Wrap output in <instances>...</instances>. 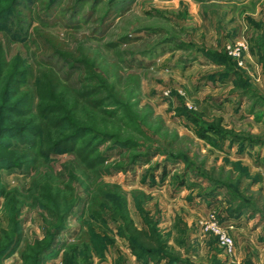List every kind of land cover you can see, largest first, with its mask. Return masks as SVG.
I'll use <instances>...</instances> for the list:
<instances>
[{
  "label": "rangeland",
  "instance_id": "374dc122",
  "mask_svg": "<svg viewBox=\"0 0 264 264\" xmlns=\"http://www.w3.org/2000/svg\"><path fill=\"white\" fill-rule=\"evenodd\" d=\"M8 5V25L0 31V91L15 76L12 92L29 96L20 100V114L39 132L44 114L52 133H67L69 123L91 110L76 98L86 93L107 102L84 124L138 147L126 151L85 137L43 155L50 147L43 132L23 134L25 145L3 138L26 159L22 168L0 170L4 191L23 198L19 242L3 264H34L21 255L32 257L46 244L66 207L65 230L54 237L57 253L42 264H146L118 236L119 223L92 219L99 204L104 216L123 204L138 228L154 226L168 254L185 264H264V76L258 55L249 51L252 40L264 53V0ZM195 102L238 141L197 138L194 125L175 113L194 110ZM117 111L114 119L106 115ZM104 119L109 131L99 123ZM168 155L178 158L167 161ZM97 157L102 164H94ZM39 187H50L53 208L35 199L32 189ZM5 201L0 198V239L10 230ZM215 228L232 240L230 253Z\"/></svg>",
  "mask_w": 264,
  "mask_h": 264
},
{
  "label": "trees",
  "instance_id": "16d2710c",
  "mask_svg": "<svg viewBox=\"0 0 264 264\" xmlns=\"http://www.w3.org/2000/svg\"><path fill=\"white\" fill-rule=\"evenodd\" d=\"M18 0H0V31L6 30L8 25L7 17L11 11L10 5L6 7L8 3L11 4L17 3ZM120 0H109V3H117ZM258 52H255V50ZM257 44H255L252 40H249V51L252 55H258L259 57V65L262 67V72L264 76V53L259 51ZM14 71L12 72V74ZM22 74L20 73L19 76ZM18 76V77H19ZM15 76H11L5 80V87L0 91V170H12L19 169L25 166L26 159L24 158V154L21 152L22 150L18 149L14 144L9 142H4L2 139L7 137L9 139H17L19 142L17 144H24L22 142L23 134L29 135H41L42 132L44 135H47L48 138L43 145H49L50 147L43 153V155H48L53 151H58L66 148H70V144L78 138L90 137L89 144L94 143H110L113 142V146L120 147L121 149H126V151L134 150L138 146L134 144L132 141H121L116 140L117 138L113 134H109L107 132L102 133V131L95 130L90 126H87V122L96 119V116L100 115V110L105 108V102L107 100H89L87 96L89 94H82L80 97H76L82 101H86L85 103L91 109L86 113V111L82 114V119L75 120L73 123H69L68 118L61 119V121L69 123L68 132L64 133L60 132H51L50 126L52 127V123L46 118V116L42 117V122L40 125L41 131L35 125V121L30 118L27 119L26 115L20 114L18 107H20V100L22 98L26 99L29 96L21 95L17 97V94L12 92V87L16 84ZM58 81V80H57ZM103 88H100L99 92H101ZM91 95H95L91 93ZM48 97V96H46ZM58 102H65V96L63 94L58 96ZM195 109L191 111H187L184 107H179L175 109V113L179 117H184L188 122L194 125V133L197 138L204 140L206 142H211V139H219L225 140L230 139L232 141H238L236 138L228 136L226 131L220 126V122L217 119H210L211 115L207 112L203 105H200L199 102H195ZM42 110L51 111V106H43ZM64 113V111H62ZM61 112V113H62ZM117 112L106 113L107 116L114 119L116 117ZM77 114V113H76ZM76 117V116H75ZM85 119H84V118ZM63 118V117H62ZM129 122H133L137 125L133 119H128ZM60 120H56L55 123L58 124ZM99 122V121H98ZM123 122V121H121ZM102 126V130L109 131L108 126H110L109 121L106 119L103 122H99ZM39 127V126H38ZM121 128H125L124 125ZM128 130V127H126ZM132 129V128H131ZM214 137V138H212ZM91 144V145H93ZM89 146V145H88ZM123 149V150H124ZM139 155L132 156L130 158V165H134L138 159ZM178 157L176 156H167V161H176ZM180 158V157H179ZM95 165H100L103 163V159L101 157H97L95 159ZM166 167V166H165ZM183 181V180H182ZM180 182L183 184V182ZM0 180V198L5 197V207H4V215L6 216L7 222L10 224L9 231H1V239H0V264H3L6 259H8L12 254H14L18 242V221L17 216L20 210V201L23 199L22 196L17 193V191L5 192L4 187L1 185ZM37 189V192L35 191ZM34 193L37 195L36 200L38 202H48L51 207L55 205L51 198V190L50 187H39L32 189ZM32 193V192H30ZM67 213L64 215L58 216V223L61 224L57 229L56 227L50 228L48 230L46 237L48 241L46 244L39 249L36 253L34 252L32 257L26 258L25 255H21L22 261L26 263L31 259L34 264H42L44 260H49L56 255V247L54 246V237L59 236L64 230V218L70 211L71 207L68 209ZM103 205L99 204L96 207V210H92L90 213L92 219L94 221H100L102 223L105 222V218L110 219L116 223H119L117 227L118 236L121 239L126 240L128 249L130 254L135 257L137 260L144 262L146 264H185L180 262L170 254H168V249L166 247V243L162 234L150 223L146 222L142 228H138L134 222L129 217V214L124 207L121 205H114L109 209V216H104L103 214ZM72 212V211H71ZM50 217L52 214L49 215ZM53 218V217H51ZM57 218V217H56ZM58 226V225H57ZM55 230V233L52 230ZM53 230V231H54ZM54 233V235H53ZM53 235V236H52ZM93 239H99V235L96 233H92ZM52 239V240H51ZM40 246V245H38ZM55 249V250H54ZM214 264H221L218 261H215Z\"/></svg>",
  "mask_w": 264,
  "mask_h": 264
},
{
  "label": "built area",
  "instance_id": "2783aa9c",
  "mask_svg": "<svg viewBox=\"0 0 264 264\" xmlns=\"http://www.w3.org/2000/svg\"><path fill=\"white\" fill-rule=\"evenodd\" d=\"M215 234L220 238L221 243L225 246V252H231L232 240L223 233V230L215 228Z\"/></svg>",
  "mask_w": 264,
  "mask_h": 264
}]
</instances>
